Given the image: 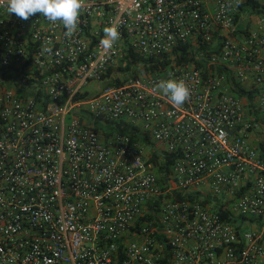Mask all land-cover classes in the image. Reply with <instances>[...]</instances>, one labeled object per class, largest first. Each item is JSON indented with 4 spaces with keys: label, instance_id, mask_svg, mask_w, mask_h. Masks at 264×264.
I'll list each match as a JSON object with an SVG mask.
<instances>
[{
    "label": "built area",
    "instance_id": "1",
    "mask_svg": "<svg viewBox=\"0 0 264 264\" xmlns=\"http://www.w3.org/2000/svg\"><path fill=\"white\" fill-rule=\"evenodd\" d=\"M65 31L0 2V264H264V0H86Z\"/></svg>",
    "mask_w": 264,
    "mask_h": 264
},
{
    "label": "clouds",
    "instance_id": "2",
    "mask_svg": "<svg viewBox=\"0 0 264 264\" xmlns=\"http://www.w3.org/2000/svg\"><path fill=\"white\" fill-rule=\"evenodd\" d=\"M85 6L86 0H7V12L10 15L15 14L17 18L27 21L30 17L40 14L50 23H62L68 38L77 32ZM103 32L100 46L106 51L111 50L121 38L118 26L112 24L105 27ZM43 51L51 54L52 49L45 47ZM156 88L177 108L188 102L192 95V90L184 79L160 80Z\"/></svg>",
    "mask_w": 264,
    "mask_h": 264
},
{
    "label": "trees",
    "instance_id": "3",
    "mask_svg": "<svg viewBox=\"0 0 264 264\" xmlns=\"http://www.w3.org/2000/svg\"><path fill=\"white\" fill-rule=\"evenodd\" d=\"M240 9L242 11V14H253L257 13V5L254 3L248 2L245 5H241ZM187 47L185 45H180L178 48L175 49L173 52V55L176 56V62L178 64H181L182 62H187ZM171 63V60L168 58H164L162 60L158 59H153V58H145L136 54L130 55L126 66L122 69L125 73L128 74H133L137 75L138 73H154L156 71H159L161 69H165L169 64ZM220 71L224 70L222 68H219ZM231 75L229 74V77ZM235 93L239 96H241L243 93H246L243 91L240 86L235 84ZM233 87V88H234ZM157 159V156L155 155L153 160L155 161ZM172 160H169L171 162ZM165 168H160L159 172H167L168 171V165L166 166V170L164 171ZM178 198H180V195H178ZM211 201H204V203H208Z\"/></svg>",
    "mask_w": 264,
    "mask_h": 264
},
{
    "label": "rangeland",
    "instance_id": "4",
    "mask_svg": "<svg viewBox=\"0 0 264 264\" xmlns=\"http://www.w3.org/2000/svg\"><path fill=\"white\" fill-rule=\"evenodd\" d=\"M93 86H94V84L90 85L89 89H92ZM163 173H164V172H161V173H160V172H159V169H156V174H157L158 176H160L161 178H163ZM251 228H252V227H248V226H246L245 229H244L243 231H249V230H251Z\"/></svg>",
    "mask_w": 264,
    "mask_h": 264
},
{
    "label": "crops",
    "instance_id": "5",
    "mask_svg": "<svg viewBox=\"0 0 264 264\" xmlns=\"http://www.w3.org/2000/svg\"><path fill=\"white\" fill-rule=\"evenodd\" d=\"M251 142H252V144H256L255 140H252Z\"/></svg>",
    "mask_w": 264,
    "mask_h": 264
}]
</instances>
